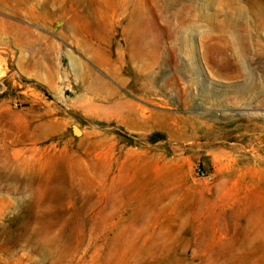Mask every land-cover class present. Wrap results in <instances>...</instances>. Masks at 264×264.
Here are the masks:
<instances>
[{"label": "rangeland", "instance_id": "obj_1", "mask_svg": "<svg viewBox=\"0 0 264 264\" xmlns=\"http://www.w3.org/2000/svg\"><path fill=\"white\" fill-rule=\"evenodd\" d=\"M219 53L264 0H0V264H264V56L251 100Z\"/></svg>", "mask_w": 264, "mask_h": 264}, {"label": "bare ground", "instance_id": "obj_2", "mask_svg": "<svg viewBox=\"0 0 264 264\" xmlns=\"http://www.w3.org/2000/svg\"><path fill=\"white\" fill-rule=\"evenodd\" d=\"M145 24L146 23H144V20L140 17V20H138V24H137L138 27L141 28L143 25L145 26ZM148 30L150 32H152V30H154V29L151 27ZM205 54H208V60L204 57ZM193 55L197 58V60L199 59V57H198V55L196 53H193ZM219 55L223 57V60L226 63H228L229 65L234 67V70H235L233 73L228 74L227 77H223L225 82L228 81V82H231V83H236V81L237 82L243 81L245 83V85H244L245 89H247L249 91V93H250V96L248 97V99H251V100H252V98H254L256 96V94L261 92L259 90L262 88L263 85H262L261 81L258 79V77L257 76L255 77V75L249 70V67H248V64H247L248 63L247 59L250 56H256V57L264 56V53H219ZM140 56H143V55L142 54L133 53V57L135 59L139 58ZM203 57H204V61L203 60L202 61L204 62L205 66L207 68H210L211 67V62L214 63V59H215L214 58V53H203ZM202 66H203V64H202ZM231 83H227L226 82V84H231ZM204 87H205V85H204ZM208 94H209V92H208ZM262 103H264V100L262 101ZM205 132H207V131H205Z\"/></svg>", "mask_w": 264, "mask_h": 264}, {"label": "water", "instance_id": "obj_3", "mask_svg": "<svg viewBox=\"0 0 264 264\" xmlns=\"http://www.w3.org/2000/svg\"><path fill=\"white\" fill-rule=\"evenodd\" d=\"M76 133L80 134V130L78 128H75Z\"/></svg>", "mask_w": 264, "mask_h": 264}, {"label": "trees", "instance_id": "obj_4", "mask_svg": "<svg viewBox=\"0 0 264 264\" xmlns=\"http://www.w3.org/2000/svg\"><path fill=\"white\" fill-rule=\"evenodd\" d=\"M41 88V87H40ZM156 140L155 139H150V142H155Z\"/></svg>", "mask_w": 264, "mask_h": 264}]
</instances>
